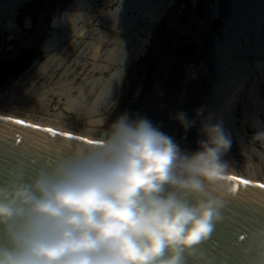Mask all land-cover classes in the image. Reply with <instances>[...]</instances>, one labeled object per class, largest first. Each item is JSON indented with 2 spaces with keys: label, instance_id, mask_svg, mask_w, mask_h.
<instances>
[{
  "label": "clouds",
  "instance_id": "1",
  "mask_svg": "<svg viewBox=\"0 0 264 264\" xmlns=\"http://www.w3.org/2000/svg\"><path fill=\"white\" fill-rule=\"evenodd\" d=\"M201 131L188 155L124 113L30 178L10 171L0 180V264H184L232 193L222 159L231 139L220 124ZM253 139L264 144V131Z\"/></svg>",
  "mask_w": 264,
  "mask_h": 264
},
{
  "label": "rangeland",
  "instance_id": "2",
  "mask_svg": "<svg viewBox=\"0 0 264 264\" xmlns=\"http://www.w3.org/2000/svg\"><path fill=\"white\" fill-rule=\"evenodd\" d=\"M67 1L72 3L74 0ZM24 4L30 6L32 2ZM118 4H120L119 0H97L89 10L93 16L85 24L86 31L82 35H77L68 44L69 53L66 54V59L70 60L71 72L67 78L72 79V84H77L84 77L90 75L106 77L115 68V65L110 64L106 70L93 71L91 66L97 58L78 53L83 42L88 40L96 42L94 39L95 29L108 30L118 40H123L126 37L127 32L111 29L98 21L102 12L111 11L107 9H112ZM230 8L229 0H173L157 19L149 22L147 31L138 33L140 36L147 37L143 52L136 58L130 57V60L125 63V68L118 81L117 92L112 98H115L112 104L106 110L99 107L98 111L91 116L92 119L101 117L99 125L79 121L77 117L70 114L62 105L65 96L49 92L47 97L50 98L52 106L54 105L64 114L62 119L67 123L66 128L70 131L79 133L80 130L88 128L87 135L90 138L98 139L117 117L128 113L133 119L147 118L160 131L171 136L180 146L182 152L191 143L187 128L182 126L180 120L177 119L178 114L184 113L191 123L190 133L193 137V144L189 148H191L192 154L199 150L197 143L200 140L199 130L202 127V119L207 117V98L215 77L214 48L216 41H221L223 20L228 15ZM54 10L57 14L56 8ZM1 13L4 14L2 18L6 22L11 20L12 23L19 24L22 20L16 13ZM129 14L134 16L138 13L129 11ZM27 19L26 17L24 20ZM137 20L139 27L145 26L147 23V18H138ZM48 29L49 27L46 25L39 37L35 59L42 58L39 44L44 41ZM21 32L23 33V30H14L13 33L16 34L12 40L13 44H18L20 38L23 37L19 36ZM108 35L111 37L110 33ZM109 46L111 44H101L99 53L101 54ZM128 46L129 44H125L123 48L128 49ZM16 52L15 49L10 50L7 47L0 54V59L5 55L16 54ZM74 57L78 58L77 63L72 62ZM246 58L250 62L254 60L251 55ZM54 71L53 75H55ZM61 72L62 70L54 77L52 75L50 81L57 78ZM256 74L259 75L255 72L254 75ZM20 75L16 78L7 77L5 85L0 89V114L11 119L37 123L40 121L41 115L28 109L26 95L37 87L42 77L29 66ZM252 77L253 75L249 80ZM249 80L246 82L245 88L249 87ZM259 93L264 96V83L259 85ZM69 94L70 96L77 95V91L72 89ZM93 95H88L87 99L90 100ZM239 97L246 99L247 96L240 93ZM238 104V100L233 103L236 108V116L239 119L238 124L241 126L242 111ZM259 116L264 121V116L261 114ZM240 126V129L245 130L244 139L252 143L256 150L253 149V152L248 150L249 156L247 157L238 152L237 143L233 140L228 150L229 154L222 157L228 163V173L237 177L249 176L253 180L264 181V162L260 160L257 152V150L264 151V148L260 141L253 139L258 131L253 125ZM230 136L233 137V134Z\"/></svg>",
  "mask_w": 264,
  "mask_h": 264
},
{
  "label": "bare ground",
  "instance_id": "3",
  "mask_svg": "<svg viewBox=\"0 0 264 264\" xmlns=\"http://www.w3.org/2000/svg\"><path fill=\"white\" fill-rule=\"evenodd\" d=\"M29 1L31 0H0L1 12L13 14L17 6ZM96 1L74 0L69 3L63 16L56 23L59 31H54L51 34L44 49L51 50L56 46L69 44L77 35H82L86 31L85 24L93 16L89 10ZM119 2L120 4L114 10L102 12L98 21L111 29L127 32L126 37L123 40H115L109 37V33L95 29L94 39L96 42L91 40L83 42L78 53L97 58L91 66L93 71L106 70L110 64L115 65V68L106 77L90 75L84 77L77 84H72V79L67 78L71 72L70 63H68L65 64L60 75L50 81L53 71L61 67L65 57L62 52L49 53L45 60L34 68V71L42 77L41 82L26 95L28 109L41 115L40 121L29 123L26 120H19L42 128H51L57 132L70 133L72 136L88 141L96 140L87 135L88 128L80 130L79 133L68 130L67 123L62 119L64 114L52 106L47 94L51 92L65 96L62 105L79 121L101 124V117L92 119L91 116L98 111L99 107L106 110L114 101L115 98H112L117 92L118 81L122 74L121 64L127 63L130 57L136 58L143 52L147 37L140 36L138 33L147 31L149 22L157 19L173 0H119ZM231 3V16L222 33L221 41L217 42L214 48L215 77L207 98V117L202 119V126L204 124H220L230 137L231 142L234 140L237 143L238 152L248 157L247 151L253 152L254 147L244 139L243 128L240 129V125L235 122L236 108L233 103L238 99L241 100L238 105L242 111L241 126L244 124L253 125L257 131H262L264 127H262L259 114L264 116V98H260L257 87L260 82L264 83V0H231ZM129 11H137L138 14L126 15ZM138 18H147L146 25L139 27ZM5 25L9 28L13 23L8 20ZM103 43L111 44V46L100 54L99 46ZM125 44H129L128 49L123 48ZM248 55L254 57L252 62L246 58ZM72 62L77 63L78 58L74 57ZM255 72L259 75H254ZM251 75L254 78L249 80ZM248 80L250 85L247 90V98H239V94L245 91V84ZM96 88L97 90H95ZM72 89L77 91V95L70 96L69 93ZM251 93L252 97H250ZM90 94L94 95L88 100L87 97ZM0 116L7 118L2 114ZM9 119L11 118L9 117ZM201 129L199 130L200 140L205 138ZM230 134H233V137ZM261 146L264 148V144ZM257 152L260 160L264 162V151L257 150ZM226 154H229V151L224 153V155ZM228 176L237 177L231 173H228ZM238 178L264 184V181L253 180L249 176Z\"/></svg>",
  "mask_w": 264,
  "mask_h": 264
},
{
  "label": "water",
  "instance_id": "4",
  "mask_svg": "<svg viewBox=\"0 0 264 264\" xmlns=\"http://www.w3.org/2000/svg\"><path fill=\"white\" fill-rule=\"evenodd\" d=\"M229 2L231 8L223 20L221 35L231 16L232 3L231 0ZM117 6L107 10H114ZM217 42L220 41L217 40L216 44ZM121 68L123 71L125 62L121 64ZM12 121L0 116V180L6 179L8 173L13 170L21 171L25 179H28L35 171L50 166L76 145L88 144L85 142L88 140L82 138L54 136L40 130L42 127H27ZM261 124L264 127L262 119ZM191 141L190 147L193 139ZM183 152L191 155L188 148ZM226 183L230 185L232 193L221 197L222 219L215 224L205 240L193 247L191 255L185 254L184 264H262L264 188L254 182L245 185L227 179Z\"/></svg>",
  "mask_w": 264,
  "mask_h": 264
},
{
  "label": "flooded vegetation",
  "instance_id": "5",
  "mask_svg": "<svg viewBox=\"0 0 264 264\" xmlns=\"http://www.w3.org/2000/svg\"><path fill=\"white\" fill-rule=\"evenodd\" d=\"M29 2H32L30 6H25V4L23 3L17 6L14 11V13H16L22 19L19 24L13 23L11 27L7 28L5 25L6 21L4 18H2L4 14H1L0 16V54L2 53V51L6 50L7 47L10 50L15 49L17 51L16 54H12L10 56L5 55L4 58L0 59V75H1L0 89L5 85V80L7 77L10 78L19 77L21 72L28 66L30 69H34L35 66H37L39 63L45 60L46 56L49 53L51 54L53 52H57V53L62 52V54H64L65 57L61 67L57 68L54 71L55 75H53V77L58 75L59 72L64 68L65 64H68L70 61L66 59V54L69 53L67 43L56 46L51 50L44 49V45L47 42L48 38L51 36V34L54 31H59V28L56 26V23L58 22L59 19H61L64 11L68 8L69 2L67 0H31ZM55 8L56 11L58 12L57 14H55V10H54ZM0 13H1V8H0ZM126 14L129 15V12H127ZM26 17L28 19L25 21L24 19ZM46 25L49 27L47 31V35L44 37V41L39 44L42 58L35 59L38 40L41 34L43 33V28ZM16 29L23 30V33L21 32V34L19 35L23 37H21L18 44L15 45L12 43V40H14L15 38L14 34L16 33L13 32ZM110 36L115 40H118V38L115 37L111 32H110ZM253 78L254 76L252 77V79ZM261 83L262 82L258 84L257 87L258 92H259V85ZM248 89L249 87L245 88V91L242 92L246 96ZM250 97H252V93ZM260 98H264V96L260 95ZM240 101L241 100L238 99L239 104ZM235 122L239 123V119L236 116V112H235ZM187 131H188L189 139L191 141L193 137L190 133V127L187 128ZM189 144L187 145V147L189 150H191V148H189L190 147Z\"/></svg>",
  "mask_w": 264,
  "mask_h": 264
},
{
  "label": "snow or ice",
  "instance_id": "6",
  "mask_svg": "<svg viewBox=\"0 0 264 264\" xmlns=\"http://www.w3.org/2000/svg\"><path fill=\"white\" fill-rule=\"evenodd\" d=\"M13 123L17 124V125H24V126H27V127H36L38 128L39 126H35V125H31V124H26L24 121L22 120H19V119H16V120H13L12 121ZM44 132H47V133H51L52 135H63L67 138H70V139H81L79 137H73L70 133H57L54 129H51V128H43V129H40ZM86 143H93L94 141H85ZM227 179H230V180H235V181H238L239 183L241 184H249L250 181H248L247 179H242V178H238V177H227ZM259 187H262L264 188V184H261V185H258Z\"/></svg>",
  "mask_w": 264,
  "mask_h": 264
}]
</instances>
